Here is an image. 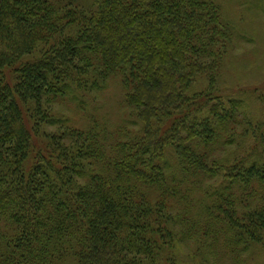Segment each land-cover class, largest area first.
I'll return each instance as SVG.
<instances>
[{"label":"trees","instance_id":"16d2710c","mask_svg":"<svg viewBox=\"0 0 264 264\" xmlns=\"http://www.w3.org/2000/svg\"><path fill=\"white\" fill-rule=\"evenodd\" d=\"M218 21L210 0H0V264H175L171 204L204 175L224 181L199 201L206 235L222 233L232 257L264 247V132L247 129L230 164L200 149L243 104L194 89ZM114 74L131 131L46 132L65 122L45 102L83 105Z\"/></svg>","mask_w":264,"mask_h":264},{"label":"rangeland","instance_id":"374dc122","mask_svg":"<svg viewBox=\"0 0 264 264\" xmlns=\"http://www.w3.org/2000/svg\"><path fill=\"white\" fill-rule=\"evenodd\" d=\"M210 2L218 8L219 17L213 38V49H217L218 54L207 70L211 75L210 82L214 78V84H208L209 75L205 74L207 77L198 80L194 89L198 91L207 89V85L215 86L220 96L239 98L243 104L214 144L200 149L209 163L223 160L230 164L248 153L254 137L251 132L247 134V129L258 126L264 132V0ZM128 94L121 75L114 74L106 79L104 89L86 99L83 105L70 95L51 99L44 103V108L62 119L65 127L55 124L47 127L46 132L60 135L66 127L85 129L94 123L100 132L104 130L100 141L113 140L118 137L116 132L131 131L128 121L132 110L126 105ZM126 138L120 137L119 140ZM198 179L202 182L195 186L194 193L188 190V203L171 204L175 220L172 229L178 238L173 253L175 264H264V247L236 250L237 253L233 254L237 256L232 257L222 233L215 237L206 235L204 224L208 215L202 213L199 201L202 202L204 190L217 188L221 183L224 185V181L220 177L206 175ZM183 186L187 189L190 182ZM229 192L235 199L241 191L233 186Z\"/></svg>","mask_w":264,"mask_h":264}]
</instances>
